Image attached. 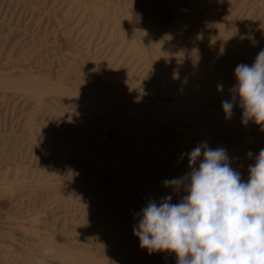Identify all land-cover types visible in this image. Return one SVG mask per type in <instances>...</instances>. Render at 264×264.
Returning <instances> with one entry per match:
<instances>
[{
	"label": "rangeland",
	"instance_id": "374dc122",
	"mask_svg": "<svg viewBox=\"0 0 264 264\" xmlns=\"http://www.w3.org/2000/svg\"><path fill=\"white\" fill-rule=\"evenodd\" d=\"M261 49L264 0H0V264H176L139 213L205 142L247 181L264 125L222 101Z\"/></svg>",
	"mask_w": 264,
	"mask_h": 264
},
{
	"label": "clouds",
	"instance_id": "9594fccd",
	"mask_svg": "<svg viewBox=\"0 0 264 264\" xmlns=\"http://www.w3.org/2000/svg\"><path fill=\"white\" fill-rule=\"evenodd\" d=\"M234 77L233 98L222 101L226 118L238 97L242 122L264 125V49L251 65H237ZM187 156L190 171L163 182L186 194L178 203L169 195L141 210L133 229L140 247L174 253L176 264H264V149L249 165L247 181L222 147L205 142ZM54 253V247H45L41 264Z\"/></svg>",
	"mask_w": 264,
	"mask_h": 264
}]
</instances>
